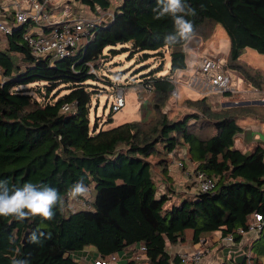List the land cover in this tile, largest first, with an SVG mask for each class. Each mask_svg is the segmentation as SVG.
<instances>
[{"label":"trees","instance_id":"1","mask_svg":"<svg viewBox=\"0 0 264 264\" xmlns=\"http://www.w3.org/2000/svg\"><path fill=\"white\" fill-rule=\"evenodd\" d=\"M81 1L93 14L113 7L114 17L73 57L35 58L24 40L26 27L0 34V197L24 191L25 183L33 192L57 190L58 197L50 220L0 215V264H90L84 257L90 247L91 264L112 256L121 264H186L168 247L189 243L190 234L194 247L205 249L204 239L217 233L223 240L234 237L227 252L232 263L220 264H264V146L246 153L236 148L244 120L264 124V106L218 110L208 97L184 98L192 112L177 118L165 113L177 92V73L189 69L186 45L197 37L204 51L210 25L222 26L229 38L228 70L264 93V72L241 61L248 48L264 55V0H179L182 11L175 13L169 0ZM176 19L190 22L192 33L182 34ZM166 53L170 74L158 77L163 63L147 65L139 82L153 88L152 120L110 129L92 120L94 98L113 86L99 72L115 57L164 62ZM67 105L75 111L64 112ZM174 153L218 182L167 209L175 192ZM81 186L93 191V200L87 209L70 210L71 193ZM85 193L73 199L84 201ZM255 215L262 217L261 230L252 239L239 235Z\"/></svg>","mask_w":264,"mask_h":264},{"label":"built area","instance_id":"2","mask_svg":"<svg viewBox=\"0 0 264 264\" xmlns=\"http://www.w3.org/2000/svg\"><path fill=\"white\" fill-rule=\"evenodd\" d=\"M114 0H109L112 2ZM122 1V0H121ZM120 1V2H121ZM113 7L102 14L87 13L81 0H0V34H12L15 27H26L24 40L35 58L66 59L77 55L93 39L95 30L105 26L113 19ZM227 62L218 58L203 56L196 64L192 75L185 80L175 78L177 96L179 86L196 92L203 97L211 94L225 95L235 93L238 87L233 86L231 71ZM152 91L153 88H148ZM126 106L125 88L116 86L112 111L119 112ZM64 112H74L75 106H65ZM172 166L184 171L185 176L195 184L199 192H208L216 187L217 178L209 177L202 172H195L193 164L186 165L185 155L176 157L172 154ZM262 217L255 215L249 231L239 230V235L252 239L262 228ZM224 243L233 245L234 237L224 238ZM202 246H196L189 259L195 264L202 262ZM143 250V248H142ZM143 256H136L142 260ZM93 264H121L118 256L109 260H97Z\"/></svg>","mask_w":264,"mask_h":264},{"label":"rangeland","instance_id":"3","mask_svg":"<svg viewBox=\"0 0 264 264\" xmlns=\"http://www.w3.org/2000/svg\"><path fill=\"white\" fill-rule=\"evenodd\" d=\"M121 0H114L111 2L112 6H116L120 4ZM85 11L87 13H92L90 9L85 5ZM204 30L207 33H211L210 37L211 39L205 44V49L204 52L206 55L212 58H218L222 60L223 62H228V53L230 50V41L229 38L226 34V31L223 29L222 26H212L210 25L208 29L206 27ZM4 36L0 35V41L2 44L4 43ZM190 50V49H189ZM190 54V53H189ZM128 55H120L115 57L111 65H107L106 69L108 70H103L99 72V74L104 75V76H110L111 77V82L113 83L112 87H107V90H101L100 95L96 96L94 98V103H93V108H92V120L94 121L95 118L99 120V124L101 125L102 128L104 129H110L113 127L120 126L124 123H130V122H147L149 120H152L154 117V111L152 108V101H153V94L150 93H145L141 88H138L140 85V79L141 76L146 75L149 73V70H146L145 66L150 65L151 68H159L161 67L163 63V70L159 73L158 77L160 76H166L170 74V69H171V57L169 53H166V57L164 62L162 61H154L150 60L148 62H142L139 60V57H135L133 59L127 60ZM241 61L248 64L251 67L258 68L264 72V55L258 53L257 51L253 49H245L242 53ZM188 65L192 67L190 70V75L193 74L195 66L193 67L192 60H191V54L190 56L188 55ZM199 62V58H197V62ZM195 63V64H196ZM228 68V67H227ZM108 71H112L113 74L109 75ZM231 71V70H230ZM118 72H125L122 76L121 79L117 78L116 73ZM239 74L231 71V77L233 80V86L238 87V91L232 94L231 98H228V96L225 95H220V94H211L208 97L210 100V103L212 106L216 109H229V108H236V107H243L246 104L249 103H255L254 105H261L264 106V93H261L257 89H254L251 85H247L244 79L238 77ZM176 79L179 78L180 80H183L182 76L176 75ZM3 81V77L0 74V82ZM123 86L125 88V99H126V106L119 112H113L112 118H113V123L107 124L108 117L112 113V105L115 100V89L116 86ZM103 87L102 85H100ZM150 96L152 98H150ZM203 96L193 92L189 89L184 88V86L180 85L178 94L176 97L172 98V100L169 102L168 106L165 108V113L169 114L171 118H177V117H182L185 114H188L189 112H192L191 109L187 108L185 103L183 102L184 98H190V99H201ZM183 100V101H182ZM250 122L248 124L255 130V131H261L260 129L258 130V127L262 129L261 131V138L262 135H264V124L259 123L255 119H249ZM247 123V121H245ZM242 122L241 124L245 123ZM243 124V126H246ZM248 136L245 137H238L237 140V149H243V150H252L253 148L251 147L252 144H249L247 146L246 142L251 141L250 135L251 132L249 131ZM257 135V139H258ZM247 139V141H246ZM250 139V140H249ZM255 143V142H254ZM256 145V144H255ZM247 146V147H246ZM184 156V154H182ZM179 157V156H178ZM186 159V158H185ZM190 164V163H189ZM188 164V165H189ZM176 171L172 169V172L174 175H176V178L179 176L180 182L182 184L180 185V182H177L178 185L175 186L173 184L174 188V193L172 194V198L168 202L166 208L170 209L173 205H180L183 200L187 198V196H193L198 192V189L192 185L191 180H189L182 169L175 168ZM178 175V176H177ZM159 185H161L163 182L162 180L157 177L156 181ZM176 182V181H175ZM179 185L181 187H179ZM191 186V187H189ZM160 187L163 188L161 185ZM93 191L91 189L86 190L85 193V199L84 201H79L76 199H71L69 200V208L70 210H79V209H87L88 205L87 202L91 203L93 200ZM216 235L222 236L221 233H217ZM189 238V243L186 244H179L178 246L175 247H169V252L172 255H181L184 256L187 255V257L190 259L191 254L194 249V245L191 242V235H188ZM218 237L214 236H208L204 239L208 244L211 246H216L220 243L218 241ZM224 243V241H222ZM226 246H229L225 244ZM170 246V245H169ZM209 246V245H207ZM222 247V246H221ZM220 247V248H221ZM203 253L205 251L203 250L204 248H201ZM86 254L84 257H87V260L91 264L93 262V259L89 257V255L92 257V254L95 252V248L90 247L85 250ZM76 258L80 259L82 258V255H75ZM204 257V256H203ZM216 260L218 261V264L227 261L229 263H232L229 255L221 256V255H216ZM144 259V258H143ZM141 260L139 262H143L144 260ZM187 259L186 264H195L194 262L190 261ZM203 260V259H202ZM127 263V260L124 261ZM202 263V262H201ZM200 263V264H201Z\"/></svg>","mask_w":264,"mask_h":264},{"label":"clouds","instance_id":"4","mask_svg":"<svg viewBox=\"0 0 264 264\" xmlns=\"http://www.w3.org/2000/svg\"><path fill=\"white\" fill-rule=\"evenodd\" d=\"M171 12L182 11L180 8L179 0H169V9ZM175 23L180 27L182 34H190L193 31L190 22H184L182 19H176ZM31 183H25L24 191H17L14 195L8 197H0V215L8 216L19 214L21 218L26 215H40L45 219H52L54 212L52 208L57 202V190L46 191L43 193L33 192L31 190ZM83 187H77L71 193L75 198L76 194L83 195L85 193ZM27 209V213L22 211ZM34 238V237H33Z\"/></svg>","mask_w":264,"mask_h":264},{"label":"crops","instance_id":"5","mask_svg":"<svg viewBox=\"0 0 264 264\" xmlns=\"http://www.w3.org/2000/svg\"><path fill=\"white\" fill-rule=\"evenodd\" d=\"M201 44H202V41H201V39L200 38H197V37H194L193 39H191L190 40V42L186 45V52H187V55H189L190 56V54H191V60H192V64H193V67L197 64L196 62H197V58H201V57H203V56H205L206 54L205 53H203L204 51H201V49H200V47H201ZM190 49V50H189ZM190 53V54H189ZM189 63V62H188ZM196 63V64H195ZM192 69V67H190V65H189V69L187 70V71H184V72H179V73H177V75H179V76H182L183 77V80H185V79H187L188 78V76H190V70ZM240 76V75H239ZM238 76V77H239ZM239 78H242L241 76L239 77ZM243 79V78H242ZM245 81V80H244ZM246 82V81H245ZM247 85H250V84H248V83H246ZM138 88H141L142 90H143V92H145V93H150V94H152L151 92H149V91H147L146 89H144L142 86H140L139 85V87ZM229 94H231V93H229ZM232 97V94H231V96H228V98H231ZM150 98H152L151 96H150ZM256 103V102H255ZM255 103H249V104H246L245 106H261V105H254ZM245 106H243V107H245ZM216 109V108H215ZM218 110H220V109H218ZM245 121H247V123L245 122ZM257 121V120H256ZM243 122H245V123H243L244 125H246V124H248V122H250V120L249 119H246V120H244ZM243 124H241L242 125V128L244 129V131L240 134V135H238L237 136V140H238V137L240 138V137H244V139H245V137L246 136H248L247 134H248V132L250 131L251 132V135H250V139H251V141L249 142V141H247V139H246V144H247V146L249 145V144H252L251 145V147L252 148H254L257 144H261V145H263L264 146V135H262V138H261V131H262V129L260 128V127H258V130L260 129L261 131H255L251 126H250V124L249 125H246V126H243ZM262 124V123H261ZM257 135H258V139H257ZM249 139V140H250ZM237 140H236V145H237ZM255 142V143H254ZM256 144V145H255ZM246 146V147H247ZM239 150H241L242 152H248V150H243V149H239ZM251 151V150H250ZM172 169L174 170V171H176V169H175V167L174 166H172L171 167V171H172ZM171 174H172V176L174 177V181H176V182H174V185L175 186H177L178 185V183L177 182H180V177L178 176L177 178H176V175H174L172 172H171ZM180 185L182 184V182H180L179 183ZM179 185V187H181ZM189 187H191V186H189ZM214 237H218V241H220V243L218 244V245H216V246H211L210 244H208L209 246H207L206 245V248L204 249V251H205V253H204V257H203V260H202V263L201 264H218V261L216 260V255H221V256H227L228 255V251L230 250V248H229V246H226L225 245V243H223L222 241H224L223 239H221V236H219V235H215ZM247 242V241H246ZM244 244V243H243ZM243 244L241 245V246H243ZM222 246V247H221ZM171 247V246H170ZM221 247V248H220ZM168 249H169V247H168ZM241 250V249H240ZM237 251H239V250H237ZM237 251L236 250H234V255H236L237 254Z\"/></svg>","mask_w":264,"mask_h":264},{"label":"water","instance_id":"6","mask_svg":"<svg viewBox=\"0 0 264 264\" xmlns=\"http://www.w3.org/2000/svg\"><path fill=\"white\" fill-rule=\"evenodd\" d=\"M26 240H27V235H26L25 238H24V244L26 243Z\"/></svg>","mask_w":264,"mask_h":264}]
</instances>
